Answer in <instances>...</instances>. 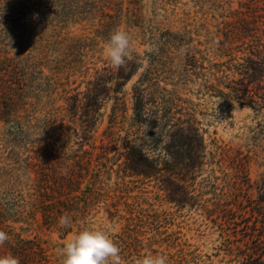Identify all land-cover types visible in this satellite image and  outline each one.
Segmentation results:
<instances>
[{
    "label": "rangeland",
    "instance_id": "rangeland-1",
    "mask_svg": "<svg viewBox=\"0 0 264 264\" xmlns=\"http://www.w3.org/2000/svg\"><path fill=\"white\" fill-rule=\"evenodd\" d=\"M118 26L143 62L86 136L82 108L68 111L72 95L110 66L103 46ZM250 56L261 65L254 82L237 66ZM263 70L264 0H0V230L10 243L35 240L50 264H62L59 248L83 227L113 233L122 264L155 254L169 264L264 259V230L244 237L236 214L239 202L264 196V108L240 105L227 87L264 106ZM145 76L178 98L204 139L203 164L185 182L126 166L139 132L132 87ZM79 158L87 168L76 174Z\"/></svg>",
    "mask_w": 264,
    "mask_h": 264
},
{
    "label": "trees",
    "instance_id": "trees-1",
    "mask_svg": "<svg viewBox=\"0 0 264 264\" xmlns=\"http://www.w3.org/2000/svg\"><path fill=\"white\" fill-rule=\"evenodd\" d=\"M142 62L143 58L133 52V60L128 63L127 70L114 71L110 66H104L96 70L86 81L84 90L76 89L68 111L75 114L78 108H82L81 122L86 136L90 131L89 128H93L100 115L102 106L111 96L121 92L123 86L138 72ZM237 66L245 71L247 77H250V82L256 81L261 75L259 74L261 65L252 56ZM262 72L264 73V70ZM257 86H260L259 82ZM227 87L240 105H249L256 110L264 108L261 103H256L250 95L244 94L245 92L237 86ZM166 90L149 76L139 79L132 87L134 120L139 132L134 142L128 141L126 144V166L131 174L152 177L164 170L170 175H178L179 179L185 182L192 179L197 169L203 164L204 139L189 118H181L180 107L177 104L178 98L171 96ZM221 93L229 94L222 91ZM47 156H49L47 153L42 155V159L48 163L50 159ZM76 165L75 169H79L74 170L76 174L82 173L83 169L87 168L84 160L80 158L76 160ZM44 174L46 187H55L54 180V185L51 184L50 174ZM78 176L81 177L82 174ZM66 197L70 201L76 196ZM169 199L179 201L171 196ZM238 208L240 212L236 213L237 216L239 215L237 224L242 223L246 233L244 237L259 238L261 236L259 232L264 230V196L258 199H247L246 202L241 201ZM43 209L45 221L51 222L54 215L50 205L44 204ZM69 231V228H64L63 233L66 234ZM7 245L9 248L3 252L2 256L14 255L19 258L20 264H31V262L32 264H50L44 248L33 239L20 238L15 244L9 241ZM246 246L248 249V244ZM243 254L245 256L239 264H264V259L254 252Z\"/></svg>",
    "mask_w": 264,
    "mask_h": 264
},
{
    "label": "clouds",
    "instance_id": "clouds-1",
    "mask_svg": "<svg viewBox=\"0 0 264 264\" xmlns=\"http://www.w3.org/2000/svg\"><path fill=\"white\" fill-rule=\"evenodd\" d=\"M133 34L122 28H115L105 41L103 53L114 71L127 70L128 63L133 60ZM66 174V173H65ZM58 223L69 228L72 217L65 214L59 217ZM10 240L9 234L0 230V246ZM62 264H122V249L113 233L101 228L83 227L71 239L59 248ZM0 264H20L14 255L0 256ZM135 264H169L163 254L144 255Z\"/></svg>",
    "mask_w": 264,
    "mask_h": 264
}]
</instances>
